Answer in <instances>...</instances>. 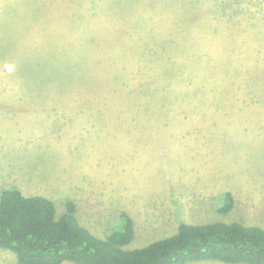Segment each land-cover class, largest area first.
Here are the masks:
<instances>
[{"label": "rangeland", "instance_id": "1", "mask_svg": "<svg viewBox=\"0 0 264 264\" xmlns=\"http://www.w3.org/2000/svg\"><path fill=\"white\" fill-rule=\"evenodd\" d=\"M0 98V198L73 202L101 240L127 213L126 250L264 229V0H0Z\"/></svg>", "mask_w": 264, "mask_h": 264}, {"label": "trees", "instance_id": "2", "mask_svg": "<svg viewBox=\"0 0 264 264\" xmlns=\"http://www.w3.org/2000/svg\"><path fill=\"white\" fill-rule=\"evenodd\" d=\"M234 198L226 193L220 213L232 210ZM76 206L56 218L52 200L24 196L18 189L0 198V248L14 252L18 264H189L215 260L229 264H264V229L241 223H181L176 234L145 247L126 250L134 236L127 213L120 231L101 240L81 226Z\"/></svg>", "mask_w": 264, "mask_h": 264}, {"label": "crops", "instance_id": "3", "mask_svg": "<svg viewBox=\"0 0 264 264\" xmlns=\"http://www.w3.org/2000/svg\"><path fill=\"white\" fill-rule=\"evenodd\" d=\"M45 39L44 40L40 39L39 43L42 44V45H44V46H46L47 48H49L48 45H47V41L48 40H45ZM47 53L49 54V51ZM12 98H13V101H15V98L14 97H12ZM3 99L0 98V101H3ZM97 99H98L97 101H101L102 100V98H97ZM23 102H25V99H24ZM20 106H21L22 109L25 110V107H24V104L23 103H21Z\"/></svg>", "mask_w": 264, "mask_h": 264}]
</instances>
